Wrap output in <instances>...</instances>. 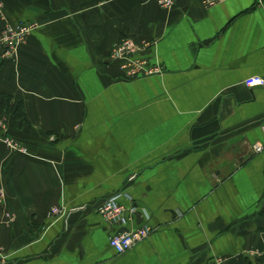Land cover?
Listing matches in <instances>:
<instances>
[{
    "label": "crops",
    "instance_id": "1",
    "mask_svg": "<svg viewBox=\"0 0 264 264\" xmlns=\"http://www.w3.org/2000/svg\"><path fill=\"white\" fill-rule=\"evenodd\" d=\"M2 1L0 32L40 26L0 48V99L30 120L0 109L28 146L0 141V264H264V88L244 83L264 76V0ZM127 36L159 71L125 77ZM120 190L128 227L153 226L122 253L96 208Z\"/></svg>",
    "mask_w": 264,
    "mask_h": 264
},
{
    "label": "built area",
    "instance_id": "2",
    "mask_svg": "<svg viewBox=\"0 0 264 264\" xmlns=\"http://www.w3.org/2000/svg\"><path fill=\"white\" fill-rule=\"evenodd\" d=\"M160 4L165 7H171L175 4L176 0H157ZM206 6L221 3L222 0H201ZM2 0H0V10L2 9ZM4 29L0 32V48L4 52V56L16 57L18 55L17 48L18 45L27 39V35L35 28L40 25L37 22L31 21L27 22L25 20H18L12 23L8 21L5 23ZM113 49L110 53V59H120L123 61L122 68L124 69V74L127 78H139L144 75L154 74L160 70V64H151L150 60L146 57H140L138 54L141 52V47L138 46L134 37L127 36L123 39L117 40L112 46ZM244 83L247 86H260L264 88V76L259 74H253L252 76L245 77ZM0 140L9 144L20 151H28L26 146L19 145L15 139L8 136H3L0 134ZM254 150H259L263 148L261 142H256L253 145ZM127 195L123 190L120 192L112 193L106 196L101 203H98L96 208L104 216V219L108 221L109 224L120 226V229L114 230L109 239L111 245L115 248L116 252L122 253L127 249H131L141 241L147 238L149 233L152 231L153 226L151 224H145L137 226L135 228L128 227L129 213L134 214L138 211L137 206L130 205L127 206L121 202L120 198L122 195ZM127 197H129L127 195ZM131 198V197H130ZM54 213H61L63 211L59 206H54L52 208ZM147 213L146 211H143ZM2 246L0 244V250Z\"/></svg>",
    "mask_w": 264,
    "mask_h": 264
},
{
    "label": "trees",
    "instance_id": "3",
    "mask_svg": "<svg viewBox=\"0 0 264 264\" xmlns=\"http://www.w3.org/2000/svg\"><path fill=\"white\" fill-rule=\"evenodd\" d=\"M0 109L3 113H7L8 111L12 112L15 118L22 119L23 123H30L26 114V105L24 101L14 99V96L9 92L3 93L0 99Z\"/></svg>",
    "mask_w": 264,
    "mask_h": 264
},
{
    "label": "rangeland",
    "instance_id": "4",
    "mask_svg": "<svg viewBox=\"0 0 264 264\" xmlns=\"http://www.w3.org/2000/svg\"><path fill=\"white\" fill-rule=\"evenodd\" d=\"M5 57H7V56H4L3 58H5ZM124 72V71H123ZM124 74V73H123ZM125 77H126V75H125ZM127 78V77H126ZM0 134H2L3 136H6V137H8V136H10V137H12L13 139H15L16 140V142L19 144V145H23V146H26V144L24 143V142H21L19 139H17L16 138V136L15 135H12V134H10V133H8V128H7V123L4 121V120H1L0 119ZM0 141H2V140H0ZM2 143H5V142H3L2 141ZM7 146H10L9 144H7V143H5ZM27 148H28V146H26ZM14 148V147H13ZM16 149V148H15ZM16 150H18V149H16ZM22 152V151H21ZM26 152V151H25ZM3 190H0V199L1 198H3ZM85 205V204H84ZM54 213V212H53ZM56 214H60V215H62V213H56ZM4 215H5V217H4V220H3V222L5 223V224H10V223H12V221L14 220V219H16V215L14 214V212L11 210H6L5 212H4ZM153 230V229H152ZM1 244V246H2V248H1V250H0V260H6L7 259V256H6V253H5V250H4V248H5V246L2 244V243H0ZM212 262H213V260H212ZM215 263V262H214Z\"/></svg>",
    "mask_w": 264,
    "mask_h": 264
}]
</instances>
